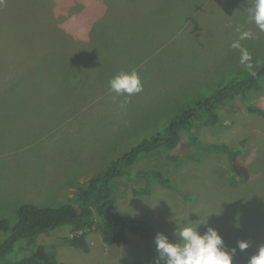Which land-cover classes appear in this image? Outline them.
Segmentation results:
<instances>
[{
  "label": "rangeland",
  "instance_id": "rangeland-1",
  "mask_svg": "<svg viewBox=\"0 0 264 264\" xmlns=\"http://www.w3.org/2000/svg\"><path fill=\"white\" fill-rule=\"evenodd\" d=\"M207 1L0 0V32L15 28L17 39L31 38L32 26L66 31L61 39L51 35L45 49L27 46L32 60L19 67L12 66L18 50L0 58V218L15 222L25 202L64 203L79 183L162 131L187 106L258 70L264 32L247 22L251 0H227L234 4L228 16L221 10L227 1L195 16ZM238 28L253 33L240 42L252 55L251 70L231 48ZM132 70L142 92L127 97L110 90L117 73ZM251 102L264 109V89L252 91ZM218 111L215 126L201 120L193 130L204 144L243 145L239 160L251 174L248 182L232 185L223 153L195 145L183 131L170 151L180 158L156 149L130 169L158 167L188 197L159 186L151 195L132 196L131 185L141 182L116 178L117 206L173 242L175 220L199 224L202 234L215 228L225 248L236 249L233 264H248L264 246V117L250 113L239 95ZM67 235L70 227L62 226L39 242L65 264H148L137 235L130 234L125 248L92 230L89 252L65 243ZM5 237L0 229V240ZM241 240L249 242L244 251Z\"/></svg>",
  "mask_w": 264,
  "mask_h": 264
},
{
  "label": "trees",
  "instance_id": "trees-1",
  "mask_svg": "<svg viewBox=\"0 0 264 264\" xmlns=\"http://www.w3.org/2000/svg\"><path fill=\"white\" fill-rule=\"evenodd\" d=\"M72 21V20H71ZM35 36H41L40 49L44 48V37L50 38L66 31L63 28L47 31V27L32 26ZM16 29L0 32V46L15 39ZM264 89V63L250 77L244 80L235 79L226 84L221 90L206 99L198 100L177 113L168 126L153 137L130 147L125 153L114 159L103 170L90 176L85 182L77 185L72 197L58 206L39 205L25 202L17 208V219L11 223L7 218H0V229L6 237L0 240V264H65L56 253L40 243L41 236L50 235L62 226L70 227V235L63 238L65 243L89 252L88 235L92 230H98L105 242L122 244L129 248L130 234L141 239L148 264H163L157 251L156 236L159 233L154 224L136 219L131 213L119 209L117 206V180L132 182L139 180L141 184L131 185L130 195H151L154 186L181 191L169 175L158 167L130 168L146 154L161 149L171 160L180 158L171 155L170 151L178 146L181 133L185 131L191 141L202 148L217 150L223 153L226 163L231 168V183L234 186L246 183L251 179L248 168L239 160L244 146H229L226 143L204 144L200 142L194 126L203 120L204 127L215 126L219 121V107L228 101H233L237 95L241 96L248 111L264 117V109L251 102L252 91ZM191 158L190 154L185 155ZM120 176V177H119ZM129 191V189H128Z\"/></svg>",
  "mask_w": 264,
  "mask_h": 264
},
{
  "label": "clouds",
  "instance_id": "clouds-1",
  "mask_svg": "<svg viewBox=\"0 0 264 264\" xmlns=\"http://www.w3.org/2000/svg\"><path fill=\"white\" fill-rule=\"evenodd\" d=\"M247 13V22L253 23L259 32H264V0H251ZM237 31L240 32L239 38L231 43V48L240 52V64L251 70L252 55L240 42L252 38L253 33L250 30L241 31L239 28ZM109 85L111 91L127 97L143 90L142 79L135 70L117 73L109 81ZM175 222L178 225L174 232L177 237L175 242L164 233L156 236L157 251L163 264H233L236 249L233 248L230 252L225 248L224 238L217 229L209 227L202 234L198 230L199 224L194 227L187 223L181 225L176 220ZM238 247L244 251L249 247V242L241 240ZM248 264H264V246L249 259Z\"/></svg>",
  "mask_w": 264,
  "mask_h": 264
},
{
  "label": "crops",
  "instance_id": "crops-1",
  "mask_svg": "<svg viewBox=\"0 0 264 264\" xmlns=\"http://www.w3.org/2000/svg\"><path fill=\"white\" fill-rule=\"evenodd\" d=\"M223 1H227V0H208L205 5L203 6L202 9L196 11L194 13L195 16H197L199 13H205V10L207 9L208 5H210L211 7L213 5H218L219 3H222ZM240 1L243 0H232V2H236L239 3ZM231 1H227L228 5L225 6L224 8H222L221 10H223V15H227L230 14V9L234 6V4ZM231 4V5H229ZM225 4H223L224 6ZM36 34H32L31 38H17L14 39L12 41H15L14 43H12L11 41H8L5 44H2L0 46V58L9 55L11 52L13 51H19L18 55L16 56V59L13 62V67H19L23 64H25L26 60L31 59L32 60V52L31 51H26L25 48L27 46H32L34 50L40 49L41 46V41L42 38L41 36H35ZM50 40V38L44 37V48L45 49L47 47V42ZM118 70V68L116 69ZM106 72V71H105ZM3 79L0 77V82H2ZM99 85H94V88H97ZM91 93H94V91H91ZM20 94V93H19ZM18 99H19V95H18ZM27 104V103H26ZM26 104L21 101V104H19L18 108L23 110V107L26 106Z\"/></svg>",
  "mask_w": 264,
  "mask_h": 264
}]
</instances>
